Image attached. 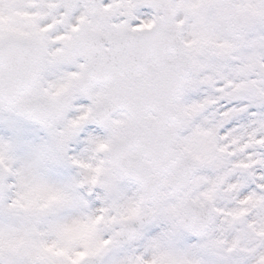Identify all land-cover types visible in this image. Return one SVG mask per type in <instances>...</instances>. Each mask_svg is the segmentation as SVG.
Listing matches in <instances>:
<instances>
[{
    "label": "snow or ice",
    "instance_id": "snow-or-ice-1",
    "mask_svg": "<svg viewBox=\"0 0 264 264\" xmlns=\"http://www.w3.org/2000/svg\"><path fill=\"white\" fill-rule=\"evenodd\" d=\"M0 264H264V0H0Z\"/></svg>",
    "mask_w": 264,
    "mask_h": 264
}]
</instances>
